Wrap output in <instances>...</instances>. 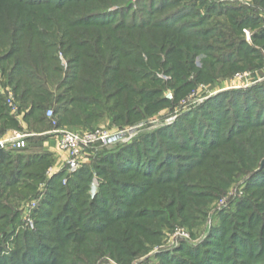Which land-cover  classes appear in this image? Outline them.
<instances>
[{
    "label": "rangeland",
    "instance_id": "1",
    "mask_svg": "<svg viewBox=\"0 0 264 264\" xmlns=\"http://www.w3.org/2000/svg\"><path fill=\"white\" fill-rule=\"evenodd\" d=\"M263 28L264 0H0V143L30 136L0 147V264H264ZM14 33L62 62L55 96L82 119L12 111ZM97 38L116 83L80 110L67 60ZM98 128L124 137L70 171L58 130Z\"/></svg>",
    "mask_w": 264,
    "mask_h": 264
},
{
    "label": "trees",
    "instance_id": "2",
    "mask_svg": "<svg viewBox=\"0 0 264 264\" xmlns=\"http://www.w3.org/2000/svg\"><path fill=\"white\" fill-rule=\"evenodd\" d=\"M64 31V32H63ZM64 35H71V32L63 29ZM25 36H26V32ZM81 33V32H80ZM33 36V34H32ZM255 40L264 39V28L260 33L256 34L254 37ZM8 47L16 49L18 53V58L13 66L10 67V72L5 77L8 76L9 83L13 86L14 92L16 94L15 98L19 101L21 108L24 110H28L27 118H35L38 120V123L46 122L48 125L52 126V121L48 120L46 117V111L50 109L52 106L54 109V115H63L70 114L73 115L75 119H82L81 113L76 111H71L70 106L65 104V100H61L59 102V98L55 96L56 91L61 85V80L58 82V76L62 75V69H64L62 62L59 60L60 68L57 66L55 57H51V55L44 50L45 42L41 39H29L28 41H24L16 36V34H11L7 38ZM110 39H100L97 38L94 45L90 44V41L86 42L87 46H93V52L91 54H83L76 52V56L67 60V64L69 67L71 65H77V71L68 75L79 84H81V89L79 90V94L77 101H80L82 104L79 106L80 110H88L85 108L83 104L85 101L89 100V96L82 95V92H87L93 85H99L102 89H107L111 87L112 84L116 83V80L109 78L106 76V68L104 64V58L106 57V53H109L111 50V45L109 44ZM74 42V40H73ZM77 43V41H76ZM83 47V46H82ZM81 47V48H82ZM35 53V54H32ZM34 55V56H32ZM5 59H0V63H4ZM8 61V60H6ZM216 65L226 64L223 60L217 61ZM190 63H194V61H190ZM216 65L213 66V70L215 71ZM208 66L203 63V71ZM69 69V68H68ZM219 68H216L218 71ZM184 73L186 70H190V68H182L179 69ZM122 72L121 69L117 70ZM185 76V75H184ZM182 78L181 80H184ZM56 88V89H55ZM55 89V92H54ZM104 95V94H101ZM1 96V95H0ZM107 99V98H106ZM137 98H126L125 105L128 110L133 104H136ZM62 102V103H61ZM237 104V103H235ZM121 105V104H120ZM124 105V104H123ZM130 105V107H129ZM148 109V107L146 108ZM134 110V109H133ZM45 113V114H44ZM131 113V112H130ZM86 120L90 121L91 118L86 116ZM64 118L59 119L58 123H62ZM264 126V125H263ZM95 130V129H94ZM92 131V130H90ZM39 137V136H36ZM22 151L21 149H15ZM6 150L0 149V165L4 163L6 158ZM21 161V160H20ZM19 161V162H20ZM15 170V169H14ZM13 170V171H14ZM17 173L14 171L13 174ZM77 179L80 181H84V174H79ZM74 186V183H73ZM89 191V189H88ZM58 235H60V231L57 230ZM57 243L64 242V238L59 236L56 240ZM32 264V262H31Z\"/></svg>",
    "mask_w": 264,
    "mask_h": 264
},
{
    "label": "built area",
    "instance_id": "3",
    "mask_svg": "<svg viewBox=\"0 0 264 264\" xmlns=\"http://www.w3.org/2000/svg\"><path fill=\"white\" fill-rule=\"evenodd\" d=\"M220 2H239L246 4L247 0H218ZM249 37V33L247 32ZM254 73L252 71L237 73L235 79L241 82L253 79ZM7 103L13 112H19L20 108L16 102L15 94L9 92L7 96ZM47 116L52 118L54 116L53 110H48ZM57 147L60 152L66 154L67 166L70 171L77 170L81 162L89 154L90 151L106 148L116 142L120 137H124L122 132H111L105 128H98L92 131L75 132V131H60ZM30 136L27 134H16L15 137L5 140L0 143V147L7 148L9 146L15 149H23L25 147V139ZM95 193V192H94ZM36 206V205H34Z\"/></svg>",
    "mask_w": 264,
    "mask_h": 264
},
{
    "label": "crops",
    "instance_id": "4",
    "mask_svg": "<svg viewBox=\"0 0 264 264\" xmlns=\"http://www.w3.org/2000/svg\"><path fill=\"white\" fill-rule=\"evenodd\" d=\"M55 146H56V141L52 142V144H51V147H53V149L55 148Z\"/></svg>",
    "mask_w": 264,
    "mask_h": 264
}]
</instances>
